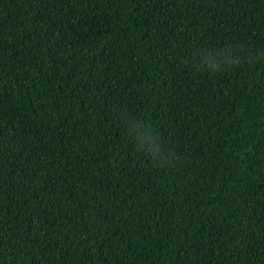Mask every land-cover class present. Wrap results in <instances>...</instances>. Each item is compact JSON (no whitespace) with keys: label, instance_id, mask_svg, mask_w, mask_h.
I'll use <instances>...</instances> for the list:
<instances>
[{"label":"trees","instance_id":"1","mask_svg":"<svg viewBox=\"0 0 264 264\" xmlns=\"http://www.w3.org/2000/svg\"><path fill=\"white\" fill-rule=\"evenodd\" d=\"M0 264H264V0H0Z\"/></svg>","mask_w":264,"mask_h":264},{"label":"clouds","instance_id":"2","mask_svg":"<svg viewBox=\"0 0 264 264\" xmlns=\"http://www.w3.org/2000/svg\"><path fill=\"white\" fill-rule=\"evenodd\" d=\"M238 63V62H237Z\"/></svg>","mask_w":264,"mask_h":264}]
</instances>
